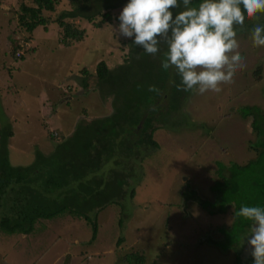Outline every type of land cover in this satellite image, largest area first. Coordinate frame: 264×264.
Wrapping results in <instances>:
<instances>
[{"label": "rangeland", "instance_id": "rangeland-1", "mask_svg": "<svg viewBox=\"0 0 264 264\" xmlns=\"http://www.w3.org/2000/svg\"><path fill=\"white\" fill-rule=\"evenodd\" d=\"M22 1L30 2L0 0V126L10 125L13 131L8 140L9 158L18 165L30 163L35 149L49 152L55 141L72 133L78 119L111 113V98H102L96 90V65L104 61L112 69L123 64L129 59L131 43L134 45V37L125 38L118 32V17L128 0H111L118 6L111 9V20L100 27L84 17L67 18L84 30L79 41L63 40L61 28L54 22L75 1L56 0L54 10L42 11L49 23L30 34L17 20ZM104 3L89 0L88 9ZM100 19L96 15L95 21ZM61 38L68 42L65 46ZM249 41L252 46L237 49L245 66L235 73L232 83L221 85L219 93L178 89L181 81L175 83V68L162 67L165 45L159 46L151 61L148 53L138 50L133 62L142 65L134 77L136 88L149 80L165 81L164 92H158L155 103H151L154 92H150L147 112L152 110L158 122L172 106L174 110L166 123L153 125L157 147L145 143L132 155L139 174L133 197L125 195L123 206L111 203L98 212L94 240L91 222L68 213L36 220L32 233L0 231V264H124L120 256L132 249L144 250L146 264L155 257V263L162 264H208L206 260L212 256L206 248L191 244L207 220L196 211L185 219L183 213H175L165 229L158 202L176 200L185 179L205 188L215 160L245 163L251 135L247 120L236 110L243 107L246 115L252 112L249 107H264V46L254 47L252 37ZM23 42L28 44L23 47ZM13 47L23 55L13 58ZM120 233L124 242L117 246ZM163 243L177 251L172 262ZM181 252L185 255L180 256ZM188 254L190 258L185 260Z\"/></svg>", "mask_w": 264, "mask_h": 264}, {"label": "trees", "instance_id": "trees-1", "mask_svg": "<svg viewBox=\"0 0 264 264\" xmlns=\"http://www.w3.org/2000/svg\"><path fill=\"white\" fill-rule=\"evenodd\" d=\"M74 1L71 10L61 11L54 19L61 28L63 40L79 41L84 36V30L73 26L67 18L84 17L94 27H100L111 20V9L118 6L111 0H105L104 5L98 4L89 10V0ZM200 2L202 0H192L193 5ZM55 3L56 0L22 1L17 14L19 26L28 34L37 26L45 27L49 19L42 11L54 10ZM174 10L173 13L180 9ZM96 15H100L101 19L95 21ZM13 48L12 57L17 58L14 56L16 48ZM138 50L146 53L142 47L131 43L130 60L126 59L115 68H108L104 61L96 65V90L102 98H111V113L76 119L71 134L55 141L49 152L35 149L30 163H11L8 140L13 131L10 125L0 126V211L3 210L0 231L32 233L36 220L68 213L91 222V240H94L98 212L111 203L123 206L121 199L125 195L133 197L139 174L132 155L137 154L138 148L145 143L157 147L152 135L153 125L166 123L174 110L172 106L171 112L163 115L158 122H155L152 110L147 112L148 105L156 102L158 92H164L165 81L149 80L136 88L134 77L142 65L133 62ZM146 55L150 61L154 58V55ZM179 81L181 77L176 71L175 83ZM151 86L159 91H149ZM150 92L154 95L148 103ZM241 168L245 169L244 166ZM123 242L124 236L120 233L116 245L120 246ZM120 260L124 264H146V255L142 249H132L125 251Z\"/></svg>", "mask_w": 264, "mask_h": 264}, {"label": "clouds", "instance_id": "clouds-1", "mask_svg": "<svg viewBox=\"0 0 264 264\" xmlns=\"http://www.w3.org/2000/svg\"><path fill=\"white\" fill-rule=\"evenodd\" d=\"M171 9L181 10L174 16ZM257 13H264V0H202L197 5L192 0H128L118 17V32L134 37L133 43L151 55L165 45L162 67L175 68L181 77L178 89L219 93L245 66L234 26ZM251 35L254 47L264 46V26H254ZM15 55L23 52L15 50ZM149 91L159 90L151 86ZM235 215L250 221L248 250L253 264H264V207L241 206Z\"/></svg>", "mask_w": 264, "mask_h": 264}, {"label": "flooded vegetation", "instance_id": "flooded-vegetation-1", "mask_svg": "<svg viewBox=\"0 0 264 264\" xmlns=\"http://www.w3.org/2000/svg\"><path fill=\"white\" fill-rule=\"evenodd\" d=\"M245 19L243 26H234L239 47L252 46L249 40L254 26H264V13H257L252 18L246 16ZM245 30L246 33L243 32ZM249 108L252 112L246 115L242 112L243 107L236 110L247 120V132L251 135L246 143L248 156L245 163L215 160L214 170L205 188L192 185L185 179L177 191L176 200L158 202L161 213L165 215V229L169 226V218L175 213H183L182 218L185 219L192 217L191 211H196L207 220L191 244L202 250L206 248L207 255L212 256L207 258L208 264H253L246 238L250 221L235 215L241 206L264 207V107L256 105ZM243 166L245 169H240ZM174 250L168 247V243L164 244L163 251L171 262L177 255ZM183 254L181 252L180 256ZM189 258L188 254L185 260ZM156 259H151L150 264H162L155 263Z\"/></svg>", "mask_w": 264, "mask_h": 264}, {"label": "built area", "instance_id": "built-area-1", "mask_svg": "<svg viewBox=\"0 0 264 264\" xmlns=\"http://www.w3.org/2000/svg\"><path fill=\"white\" fill-rule=\"evenodd\" d=\"M20 53V52H19Z\"/></svg>", "mask_w": 264, "mask_h": 264}, {"label": "crops", "instance_id": "crops-1", "mask_svg": "<svg viewBox=\"0 0 264 264\" xmlns=\"http://www.w3.org/2000/svg\"><path fill=\"white\" fill-rule=\"evenodd\" d=\"M252 36V35H251Z\"/></svg>", "mask_w": 264, "mask_h": 264}]
</instances>
